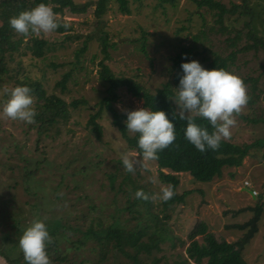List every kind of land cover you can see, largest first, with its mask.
<instances>
[{"label":"rangeland","instance_id":"rangeland-1","mask_svg":"<svg viewBox=\"0 0 264 264\" xmlns=\"http://www.w3.org/2000/svg\"><path fill=\"white\" fill-rule=\"evenodd\" d=\"M74 1L83 4L97 0ZM217 1L228 7L233 2H241ZM252 1L258 4L260 15L254 32L264 40L261 21L264 19V0ZM95 7V4L89 6L84 13H73L65 8L62 15L56 14L71 26L64 34L55 31L34 34L49 41L43 57H34L31 52L26 56L6 54L5 59L0 56V88L11 89L19 85L11 79L12 75L22 80L40 81L48 95L58 94L68 103L81 98L87 101L77 107L69 104L67 119L60 118L41 129L40 121L25 123L0 115V264L26 263L17 241L34 219L43 220L48 230L58 227V234L66 232L71 239L79 238L82 231L68 230L69 226L75 225L77 217L86 213L92 216L88 228L90 225L94 228L109 226L116 219L133 227L137 213L131 209L139 207H128L135 196V186L148 192L154 213L160 217L168 216L163 218L167 234L159 243L160 249L154 250L151 257L144 253L142 264H152L154 256L161 258L159 264L166 261L173 264L181 256L186 257L185 249L191 241L189 233L200 221H204L208 231L219 240L235 241L244 235V231L228 225L243 223L253 216L249 211L235 215V211L264 203V144H255L264 140V46L238 53L235 60L229 58L233 50L239 51L253 43L249 27L245 25L249 16L242 12H237V16L226 15L222 26L217 22L215 12L206 6L199 7L196 0H177L176 3L130 0L129 14H123L118 3L110 0L108 10L102 16L96 15ZM4 18L5 14L0 10V25ZM83 46L85 50L79 52ZM177 56L195 59L202 66L220 56L227 61L225 70L238 77L250 78L244 83L247 103L239 114L234 115L230 135L222 139L251 145V148L241 166L224 168L222 176L211 182L197 181L190 173H181L177 192H192L184 201L165 208L158 196L152 198L162 186H169L160 181L157 162L142 160L137 151L129 147L106 106L96 119L102 126L100 137L94 130L91 116L99 111L100 101L106 95L107 85L99 75L101 62L119 77H132L150 93H156L167 83L175 92L178 83L174 75L178 70L174 60ZM216 68L220 67L217 65ZM69 71L71 76L63 90L59 82ZM6 98L0 95V101ZM36 100L33 101L34 108ZM173 103L176 106L174 100ZM114 106L126 113L144 107V100L133 96L123 86ZM122 152L133 160L132 172L124 170ZM36 160L40 161L38 166ZM33 169L35 172L28 175ZM111 177H115L114 187ZM14 180L19 181L16 189L11 188ZM244 187L253 190L256 196ZM127 192L131 194L127 195ZM146 222L153 221L146 218ZM49 235L51 239L45 250L52 258L55 254L48 253V249L56 235ZM62 236H57L60 252L64 251L67 258L86 254L88 261L85 264H94L89 250V253L87 250L76 251L73 242L64 241ZM198 238L203 241V236ZM147 239L148 235L144 237ZM88 246L89 243L85 244ZM243 254L249 264H264V213L258 233Z\"/></svg>","mask_w":264,"mask_h":264},{"label":"trees","instance_id":"trees-1","mask_svg":"<svg viewBox=\"0 0 264 264\" xmlns=\"http://www.w3.org/2000/svg\"><path fill=\"white\" fill-rule=\"evenodd\" d=\"M109 1L110 0L87 1L81 4L76 3L74 0H43L44 3L52 8L54 13L61 15L65 8H68L73 13H84L89 6L95 4V13L97 16H102L106 13ZM115 1L118 3L119 10L123 14H129L131 12L130 0ZM166 1L176 3L177 0ZM196 1L199 7L206 6L213 10L217 16V22L220 24H222V19L226 15L235 14L237 16V12H242L246 16H249L245 25L249 27V35L253 43L250 47H241L239 51L233 50L232 54L229 56L231 60H235L238 53L252 50V47L259 48L260 45L264 46L263 38L254 32V27L257 25L260 16L257 3H253L252 0H241L239 3L233 2L231 7H228L217 0ZM39 2H41V0H0V10H3L5 14V18L2 19L0 25V56L3 57V59H5L7 55L14 56L17 53L26 56L28 52H31L32 56L38 58L44 56L46 48L50 45L46 38H40L32 33L26 35L17 33L8 24L9 17L15 16L20 11L29 9ZM240 15L241 13H238V16ZM56 18L59 26L53 31L64 34L71 29V26L63 21L61 17H57L56 15ZM261 21L264 24V19ZM64 25H67V27H64ZM25 37H28L27 42L25 41ZM84 50L85 46H83L79 52ZM104 51L106 52V46L104 47ZM77 56L79 57V55ZM184 60L189 59L177 56L174 60L175 69L178 70L174 75L177 83L179 77L183 74L180 64ZM100 65L101 69L99 75L107 87L106 95L100 101L101 108L91 116V122L94 124V130L97 131L98 137L101 136L102 126L96 119L100 117L103 106H106L112 112L114 122L123 138L127 141L129 147L136 150L139 154L140 150L136 143L137 134L130 133L126 130V125L124 123L126 113L120 112L114 106L115 101L119 97V89L123 86H125L133 96L143 98L145 108L150 110H164L169 115V118L173 119L175 138L169 146L160 150L157 158L154 159L158 164L160 181L171 186L173 191L172 197L163 201L165 208L170 207L176 202L184 201L186 196L192 192L186 191L183 194L177 192V187L181 181V173H190L197 181L211 182L215 177L222 176L224 168L239 167L242 165L244 157L249 154L251 145L243 146L221 139L219 146L215 150L206 148L204 152H200L184 138L186 121L174 116V113L177 112L172 99L175 92L169 83L165 84L163 88L158 89L156 93H150L132 77H119L115 75L104 62H101ZM217 65L223 69L228 67L226 59L220 56H216L209 65L204 67L214 68L217 67ZM70 76L71 71L67 72L59 82L63 90L66 89V83ZM12 78H14L19 85H27L31 90L30 94L33 97V101L37 99L35 101L36 115L34 121H40V129L46 124L51 125L58 122L60 118L67 119L70 114L68 108L69 104L77 107L82 103H87L84 98L68 103L58 94L48 95L40 81L33 82L22 80L17 76L11 75V79ZM240 78L243 83L250 79L247 77ZM41 100L44 102L39 103ZM195 122L208 128L209 131L212 130L206 119L196 117ZM255 144L262 145L264 144V140H259ZM16 147H19L18 144ZM39 164L40 161L36 160V166ZM2 165L4 166V164ZM34 172L35 169L29 171L27 174L30 175ZM114 180L115 177H111L112 187H114ZM18 184L19 181L14 180L11 188L16 189ZM135 189H141L148 194L143 187L135 186ZM130 194L131 192H127V195ZM133 205L139 208L135 210L131 209L137 213L135 216L137 222L131 228L127 227L126 224H122L119 219H116L114 223L109 226L94 228L93 225H90L88 228V222L91 223L90 219L92 217L90 213L77 217L76 224L69 226L68 230H74L76 232L82 231L81 235H79L80 237L77 239H71L66 232L65 234L63 232L58 234V227L49 228V234L56 235L48 249V253L53 252V254H55L54 257L52 256V258H49L50 264H62L64 261L67 262L66 264H85V262L88 261L87 255L83 253L79 254L77 257L67 258L64 251L60 252L57 236L61 234H63L62 239H64V241L73 242L76 251L87 250L88 252L89 250V255L91 256V260L94 261V264H142V256L144 253L151 257L154 250L160 249L159 243L164 240L163 238L167 234V227L163 222V218H168V216L165 215V217H160L159 214L154 213L152 211L153 205L150 198L144 199L134 196L128 208H131ZM247 211L252 212L253 216L243 223L228 225V227L238 228L244 231V235L235 241L219 240L208 231L209 227L204 221L198 222L189 233L191 241L185 249L186 257L181 256L180 260H177L173 264H249L244 257L243 251L250 240L259 231V221L264 213V203H257L255 206L239 209L235 211L234 214L239 215L241 213H247ZM144 213L147 216H145ZM146 218H150L153 222H146ZM100 224L101 222H98V225ZM81 226L83 228H81ZM147 235L148 239L144 240V237ZM198 236H203V241H200ZM87 243H89V246L85 247ZM69 248V246H66L67 250H69ZM47 255L48 257L50 256L49 254ZM124 259H128V262L123 263ZM160 259L161 258H156L154 256L151 263L159 264ZM165 264L169 263L166 261Z\"/></svg>","mask_w":264,"mask_h":264},{"label":"clouds","instance_id":"clouds-1","mask_svg":"<svg viewBox=\"0 0 264 264\" xmlns=\"http://www.w3.org/2000/svg\"><path fill=\"white\" fill-rule=\"evenodd\" d=\"M8 24L15 32L25 35L46 34L59 26L56 13L43 0L9 17ZM180 68L183 74L172 97L178 110L174 116L186 121L184 138L198 151L204 152L206 148L215 150L221 139L230 135V126L235 123L234 115L239 114L247 103L246 86L236 74L223 68H206L195 59L182 61ZM30 92V88L24 84L11 89L0 88V95L7 97L0 101V115L32 123L36 111ZM196 117L206 119L212 130L197 124ZM124 123L126 130L137 134L139 155L144 161L156 159L158 152L175 138L173 119L164 110L145 107L130 110L126 112ZM121 164L126 171L134 170V162L126 152L121 153ZM134 195L149 198L141 189H137ZM172 195L171 186H162L152 198L158 196L166 201ZM50 239L43 220L34 219L24 228L17 244L26 264H50L45 250Z\"/></svg>","mask_w":264,"mask_h":264},{"label":"water","instance_id":"water-1","mask_svg":"<svg viewBox=\"0 0 264 264\" xmlns=\"http://www.w3.org/2000/svg\"><path fill=\"white\" fill-rule=\"evenodd\" d=\"M244 190H246L248 193L254 195V197L256 196V195H255V192H254L253 190L248 189V188H245V187H244Z\"/></svg>","mask_w":264,"mask_h":264},{"label":"built area","instance_id":"built-area-1","mask_svg":"<svg viewBox=\"0 0 264 264\" xmlns=\"http://www.w3.org/2000/svg\"><path fill=\"white\" fill-rule=\"evenodd\" d=\"M250 185V184H249Z\"/></svg>","mask_w":264,"mask_h":264}]
</instances>
